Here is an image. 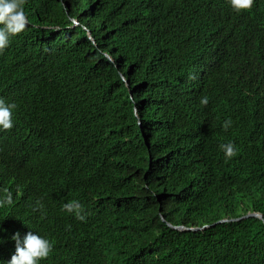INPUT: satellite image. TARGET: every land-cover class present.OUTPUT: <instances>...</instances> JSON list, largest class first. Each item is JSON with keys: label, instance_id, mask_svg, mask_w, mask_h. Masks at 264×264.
<instances>
[{"label": "trees", "instance_id": "obj_1", "mask_svg": "<svg viewBox=\"0 0 264 264\" xmlns=\"http://www.w3.org/2000/svg\"><path fill=\"white\" fill-rule=\"evenodd\" d=\"M23 10L0 53L17 105L0 129V264L29 231L53 245L39 264H264V0Z\"/></svg>", "mask_w": 264, "mask_h": 264}, {"label": "clouds", "instance_id": "obj_2", "mask_svg": "<svg viewBox=\"0 0 264 264\" xmlns=\"http://www.w3.org/2000/svg\"><path fill=\"white\" fill-rule=\"evenodd\" d=\"M232 9L236 12L250 10L255 0H228ZM25 0H0V53H2L10 43V38L22 33L27 27L28 20L23 10ZM209 100L206 96L201 97L200 104L207 106ZM15 103H6L0 98V129L9 131L14 127L13 111L16 109ZM232 126L230 119L222 125L227 131ZM226 159H231L237 154L236 146L233 142L220 144ZM5 191V195L0 198V206L13 203L11 192ZM38 208L34 211L41 210L43 205L37 201ZM62 210L74 214L76 219L85 221L83 206L78 200H71L62 205ZM70 229V226H68ZM12 239L15 241V252L11 256L8 264H39L40 261L46 260L53 250L50 240L29 231L21 239L20 233L17 232Z\"/></svg>", "mask_w": 264, "mask_h": 264}, {"label": "water", "instance_id": "obj_3", "mask_svg": "<svg viewBox=\"0 0 264 264\" xmlns=\"http://www.w3.org/2000/svg\"><path fill=\"white\" fill-rule=\"evenodd\" d=\"M249 216H256V217H258V218H261V219H262V216H260V215H257V214H250Z\"/></svg>", "mask_w": 264, "mask_h": 264}]
</instances>
